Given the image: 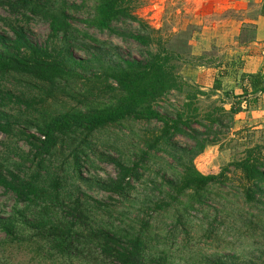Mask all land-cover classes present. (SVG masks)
I'll return each mask as SVG.
<instances>
[{
    "label": "trees",
    "instance_id": "trees-1",
    "mask_svg": "<svg viewBox=\"0 0 264 264\" xmlns=\"http://www.w3.org/2000/svg\"><path fill=\"white\" fill-rule=\"evenodd\" d=\"M80 2L0 0V23L7 29L0 35V188L13 201L10 214L0 217L4 242L31 246L42 264H264V146L246 147L214 175H203L193 163L220 143V129L232 128L241 104L264 92L259 77L246 78L239 95L224 93L232 100L229 110L218 97L201 113L197 102L207 93L181 78V55L150 51L151 29L113 28L143 25L131 1ZM86 4L83 17H74ZM259 13L264 16V1ZM33 21L47 25L42 45L28 39L25 26ZM73 22L132 40L145 55L141 61L109 59L106 45ZM88 47L94 52L74 58L73 51ZM197 58L182 64L205 67L203 55ZM172 94L183 101L170 117L156 108ZM133 123L159 127L131 155L110 140L108 151L98 150L97 134ZM176 137L193 146L179 148ZM157 153L173 164L153 171L149 164L161 159ZM95 160L111 166L114 176L85 173L100 169ZM135 184L142 185L140 192ZM213 189L214 240L228 238L230 256L195 255L187 248L190 231L200 238L213 234L211 224L203 229ZM93 192L105 200L88 194ZM196 211L203 214L198 225L192 223ZM163 222L167 228L159 226Z\"/></svg>",
    "mask_w": 264,
    "mask_h": 264
},
{
    "label": "rangeland",
    "instance_id": "rangeland-1",
    "mask_svg": "<svg viewBox=\"0 0 264 264\" xmlns=\"http://www.w3.org/2000/svg\"><path fill=\"white\" fill-rule=\"evenodd\" d=\"M75 5L80 6V0H69ZM130 8H134L133 15L139 19L143 25H139L135 22H125V23H116L113 25V28L117 29L121 33H136L139 29H143L149 33L148 29L153 30L155 33L152 34L155 39V43L152 44L149 48L150 51H156L158 49H164L167 52H172L182 56L183 62L195 64L198 61L197 57L203 55V59L199 61L200 64H204L205 67H192L191 65H186L178 63L179 65V74L182 79L189 82L193 74L198 69L208 70L214 69V64H218L223 61V54L221 55L222 50L216 46L209 47V50L203 51L196 54L195 45L196 42L192 41L194 33L198 30L195 26H190L187 24V18L182 16V7L177 0H129ZM86 8L80 10V14L74 15L76 18H81L83 12H87L89 5H85ZM5 16V13L0 10V17ZM74 27L78 28L81 31H86L89 36L93 39L104 43L106 47L102 50L104 55L109 59H115L120 57L126 60H138L141 61L145 55V48L137 45L135 42L129 39H122L118 36L109 34L108 32H98L92 28H86L78 22H73ZM25 31L27 33L28 39L32 43L42 45L47 38L48 28L47 25L39 22L33 21L28 23L25 26ZM7 29H5L0 23V35L5 34ZM93 47L94 44H91ZM94 48H83L78 51H73V56L76 59H85L88 52H94ZM219 50V51H218ZM198 52V51H197ZM209 66V67H206ZM194 85V84H192ZM199 88L197 85H194ZM11 89V87H9ZM14 93H18V90ZM207 93V96L200 97L197 102V106L200 108V112L203 113L208 110L209 106L213 104L217 99L222 98L225 103L223 105L226 110L227 103H231V99H226L224 93L216 97L214 95V87L206 90H201ZM239 95V94H238ZM219 97V98H218ZM183 97L181 95L172 94L165 100L158 103L156 110L164 115L173 117L175 112L179 109ZM63 106L64 100L59 102ZM253 108V107H252ZM230 109V107H229ZM236 116V115H235ZM234 121L232 128L227 131L226 129H220V143L218 145H213L207 147L203 153L195 157L193 160L195 168L202 173L203 175H214L218 174L219 171L225 167L228 163L239 158L242 151L246 147H251L253 145H262L264 146V126L256 125L254 127H244L242 129L237 125V121ZM126 127H117L115 129H110V132H102L97 134L94 141L97 144L98 150L108 151L106 143L110 140L115 143L116 149L121 151L122 155H131L136 146H140V141L143 137H148L152 131H155V128H158L157 124H144V123H133L127 125ZM261 126L262 128H259ZM193 128L203 131L197 124L192 125ZM238 129V130H237ZM210 139V137H209ZM4 140V136L0 134V141ZM175 141L176 146L179 148H190L193 144L183 137H176ZM23 150L27 148L18 144ZM155 157H161V159L150 162L149 166L153 171H157L160 167L165 168V164H173V161L170 157L165 154L157 153ZM126 159V157L124 158ZM95 165L100 167V169L87 168L85 173L97 174L101 177L106 175L114 176V170L111 166L101 163L98 160H95ZM147 174L144 176V181L148 180L146 178ZM136 189L140 192L142 190V185L135 184ZM93 196V198L105 200V195L88 193ZM13 201L11 196L6 195L3 190L0 188V217H6L11 212V207ZM205 208L206 215L204 221L203 229H206L209 224L212 225L210 230L213 234L209 238H200L201 234H195V232L190 231L191 238L188 242L187 248L192 251V253L201 254L206 257H214V254L218 255H228L231 253V246L227 244L228 238L225 240L215 239L214 240V189L209 195V200ZM193 216V224L198 225L201 222L203 214L200 211L191 212ZM164 224H159V226L168 227V222H163ZM196 228L193 230L195 231ZM179 240V238H178ZM183 246V244H181ZM187 253V252H186ZM0 263L2 264H42L38 258L37 253L33 250L31 246L24 244L19 245H8L4 242V236L0 233ZM45 264H50L45 262Z\"/></svg>",
    "mask_w": 264,
    "mask_h": 264
},
{
    "label": "crops",
    "instance_id": "crops-1",
    "mask_svg": "<svg viewBox=\"0 0 264 264\" xmlns=\"http://www.w3.org/2000/svg\"><path fill=\"white\" fill-rule=\"evenodd\" d=\"M177 1L187 24L198 28L192 37L197 43L196 54L216 46L224 57L214 69L192 72L188 78L192 84L200 90L214 87L216 97L222 93L241 94L248 77L258 76L264 85V16L259 13L264 0ZM255 97V102L241 104L242 111L235 116L238 129L264 126V92ZM229 107L227 103L226 110Z\"/></svg>",
    "mask_w": 264,
    "mask_h": 264
}]
</instances>
